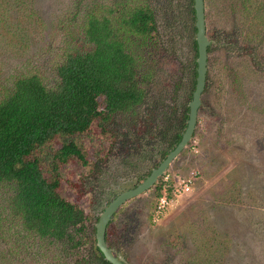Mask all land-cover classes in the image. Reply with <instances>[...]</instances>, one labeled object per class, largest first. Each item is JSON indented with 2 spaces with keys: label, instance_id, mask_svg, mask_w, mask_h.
<instances>
[{
  "label": "rangeland",
  "instance_id": "1",
  "mask_svg": "<svg viewBox=\"0 0 264 264\" xmlns=\"http://www.w3.org/2000/svg\"><path fill=\"white\" fill-rule=\"evenodd\" d=\"M190 1L0 0V99L17 77L37 75L45 84L54 83L65 54L91 46L82 37L89 14L118 21L141 5L153 16L152 36L126 35L144 89L137 117L115 116L111 134L92 144V162L95 153H105L92 175L77 164L61 172L63 196L88 215L92 239L81 240L86 252L103 209L169 150V144L154 139L168 119L173 134L190 100L197 57ZM203 2L211 44L197 125L166 173L109 221L106 243L125 264H264V0ZM132 133L139 140L130 145ZM192 172L189 191L176 198L171 194L159 208L155 186L161 179L173 178L180 187ZM71 184L78 185L76 191ZM11 195V188L0 184V264L52 263L56 248L15 232L23 230L11 215ZM8 235L19 236L23 253L10 255Z\"/></svg>",
  "mask_w": 264,
  "mask_h": 264
},
{
  "label": "trees",
  "instance_id": "2",
  "mask_svg": "<svg viewBox=\"0 0 264 264\" xmlns=\"http://www.w3.org/2000/svg\"><path fill=\"white\" fill-rule=\"evenodd\" d=\"M190 2L195 20L193 0ZM155 30L151 12L141 5L118 21L89 14L82 37L91 46L65 54L55 68L54 83L45 84L37 75L17 77L0 99V184L12 190L11 215L20 220L23 230L15 232L32 237L41 247L49 244L56 248L50 264H109L96 247L95 238L90 251H84L86 242L81 240L92 239L86 231L88 215L80 205L63 196L61 172L77 164L92 175L105 155L102 151L95 153L96 160L92 162V144L111 134L115 116L137 117L144 89L137 78L136 60L126 44V35L152 36ZM195 80L194 61L191 94ZM175 112L173 109L172 115ZM187 115L186 106L176 119V128L168 140L169 150L162 152L161 160L180 141ZM94 126L98 132L92 129ZM171 126L168 119L162 132H169ZM128 136L130 145L139 140L136 133ZM89 139L91 144H87ZM167 179L164 183L162 178L155 186L157 202L171 197L176 181ZM77 186L71 184V189ZM91 231H95L94 227ZM108 238L107 225L106 241ZM6 239L11 240L7 241L10 255L25 251L19 236L8 235Z\"/></svg>",
  "mask_w": 264,
  "mask_h": 264
},
{
  "label": "water",
  "instance_id": "3",
  "mask_svg": "<svg viewBox=\"0 0 264 264\" xmlns=\"http://www.w3.org/2000/svg\"><path fill=\"white\" fill-rule=\"evenodd\" d=\"M194 9V27H195V42H196V80L195 87L192 92V98L188 103V116L186 127L181 135L180 141L172 149L167 156L151 170L150 174L134 188L125 190L117 195L100 213L97 222L95 223V245L103 255V258L109 264H125L117 254L108 247L105 240L106 227L112 216L118 208L126 201L139 196L148 191L161 178L168 169L171 162L178 157L182 150L192 141L193 133L197 125L198 110L201 106V97L206 85L207 76V61L208 48L211 44L206 35L205 14L203 0H193Z\"/></svg>",
  "mask_w": 264,
  "mask_h": 264
},
{
  "label": "built area",
  "instance_id": "4",
  "mask_svg": "<svg viewBox=\"0 0 264 264\" xmlns=\"http://www.w3.org/2000/svg\"><path fill=\"white\" fill-rule=\"evenodd\" d=\"M194 175H195V173L192 172V173H190V175L185 177V179H183L181 181V186L180 187L174 186V190L172 192L173 197L176 198V197H178L177 194H179V193L180 194H185L186 192L189 191L191 185L193 184V180H194L193 176ZM165 180L167 181L168 179L166 178ZM165 204H168V203H167V198L164 197L163 199H161V206H159V208H163V206Z\"/></svg>",
  "mask_w": 264,
  "mask_h": 264
},
{
  "label": "flooded vegetation",
  "instance_id": "5",
  "mask_svg": "<svg viewBox=\"0 0 264 264\" xmlns=\"http://www.w3.org/2000/svg\"><path fill=\"white\" fill-rule=\"evenodd\" d=\"M195 44H196V42H195ZM193 45H194V42H193ZM195 48H196V46L194 45V53H195ZM195 61H196V60H195ZM191 97H192V96H191ZM190 100H191V99H190ZM190 100L187 101V104H186L187 108H188V103L190 102ZM170 111L173 112V106H171ZM187 116H188V115H187ZM186 121H187V119H186ZM162 127H163V126H162ZM185 127H186V122H185ZM184 129H185V128H184ZM163 130H164V129H162V131H163ZM167 130H168V129H167ZM162 131L158 134V137H157V138H155V139H154L153 137H152V138H153L154 140H158V139H159L158 142H159L160 144H163V145H164V144H168V140L171 138V135H172V133H171L172 129L170 128V130H168L169 132H166L165 134H164ZM182 133H183V132H182ZM181 135H182V134H181ZM142 136H143V137H147L146 134H142ZM147 139L150 140V138H147ZM148 140H147V143H145L146 141H144V143H145V144H150V143H148ZM169 152H170V151H169ZM169 152H168V153H169ZM166 156H167V155H166ZM162 160H163V159H162ZM162 160H160V161L158 162V164H159ZM158 164L155 166V168L158 166ZM152 169H154V168H152ZM152 169H151V170H152ZM150 172H151V171H150ZM150 172H149V174H150ZM149 174H148V172H147V174H145V176H144L142 179H140L139 182H138L137 184H139L140 182H142V181H143V180H144ZM137 184H135V186H136ZM135 186H134V187H135ZM134 187H133V188H134ZM131 189H132V188H131ZM119 194H120V193H119ZM119 194H118V195H119ZM109 203H110V202H109ZM109 203H108V204H109ZM105 240H106V239H105Z\"/></svg>",
  "mask_w": 264,
  "mask_h": 264
}]
</instances>
